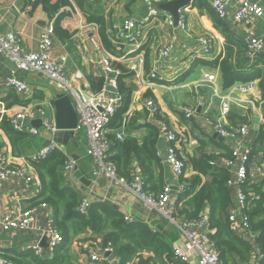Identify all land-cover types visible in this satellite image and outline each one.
<instances>
[{
  "label": "crops",
  "instance_id": "obj_1",
  "mask_svg": "<svg viewBox=\"0 0 264 264\" xmlns=\"http://www.w3.org/2000/svg\"><path fill=\"white\" fill-rule=\"evenodd\" d=\"M98 2L104 8L101 16L109 22L107 28L112 24H119L122 20L129 18L140 21L145 15V7L142 0H110L107 5H105L103 0H82V8L73 3L72 9L67 8L66 10V12H69V16L60 21V26L70 32L75 31L76 33L70 40H60L55 37L52 46L54 55L60 52L68 54L65 74L74 84L79 85L85 92L90 93L92 90L88 82L89 77L104 76V86L114 83L116 79L107 78V76L114 73H108L106 76L103 73V67L99 63L103 59H107L112 63L113 70H116L113 64H119L131 72L133 76L125 80L128 86H133L132 100L127 110L131 112V117L127 118L128 123L126 125L121 121V125L116 131L107 128L106 134L115 135L116 133H120L123 136L120 141H123L126 137H131L140 142L146 134L144 126L151 123L155 115L164 116L162 123L157 121L161 125V143L158 152L165 153L169 146V142L166 139L168 132L165 126L166 120L169 130L180 134V139L177 138L176 140L175 148H177L182 161L186 163L189 159L198 157L204 153L212 155L213 159L210 162L212 166H223L232 173L227 184L233 191L235 207L230 212L234 211L235 221L238 223V234L244 236L243 209L238 207L237 199V191L240 187L237 182V173L233 171V168L236 169L239 163L235 162L234 167L227 168L225 164L226 157L224 155L227 153L226 148H228V152H231L234 147H238L241 153L248 151L247 162L251 154L247 173L249 182L251 184L264 183V151H258L259 153L256 155H252L251 153L258 131L264 124L262 114L264 97H262L258 86L259 79L249 82L254 88L249 94L250 98L254 100L252 106L234 105L230 113L223 120V125L227 129H235L246 125L247 131L244 135H235L234 137L223 138V140L219 141L217 138H213V135L216 133L206 124L201 113L186 119L181 111L183 106H194L203 99L206 103H211L209 107L203 104L204 108L210 109V118L217 116L219 99L213 95L211 85L205 82L201 83L204 74L215 76V89L219 95L227 91L222 90L219 68L209 64L223 57L225 45L223 35L214 25V18L216 20L218 18L211 8V0H193L189 6L183 7L187 8L183 30L167 27L162 18L167 14L170 15V13L160 10L158 8L160 4L157 5V9L165 14L161 15L159 20H154V23L147 27H138L140 29H138L139 32L142 33V37L140 38L142 42L138 45L127 44L125 42L116 45L111 38H108L114 47L112 51L103 47L97 34L91 30L87 34L86 31L82 30L88 23L86 22V17L91 14L96 15L94 6ZM59 12L63 11L60 9ZM50 21L51 18L42 12L39 7L32 10L27 4V0H0V35L12 32L19 36L23 53L36 52L38 50L40 34L43 32L44 27L50 24ZM72 22L76 25L72 26ZM247 26L244 23L230 25L231 39L242 43L244 28ZM252 28L256 35H264V16L253 20ZM200 36H209L211 38L212 53L210 55H204L197 47H194L195 40ZM167 44H173L169 57L165 59L159 58L156 55V50ZM144 56H146L145 61ZM139 57H141V63L138 62ZM118 58H121L122 61H119ZM257 58L254 60H257ZM260 58L258 66L264 70V61L262 56ZM133 65H136V70L130 69ZM150 73L155 74L157 80H150L148 78ZM12 76L18 81H24L28 84L31 90L29 95H19L6 86L7 80ZM200 84L202 85L197 87ZM146 92L151 94L150 99L157 108V113L155 114H152L148 108L143 106V100H145L143 99V95ZM57 94L41 74L34 72L24 73L16 70L9 57L0 51V116L6 115L12 117L16 113L33 106L44 110L40 112L37 109L34 111L33 116L28 115L18 121L22 126L21 132L30 136L28 140L19 144L21 156L13 157L10 154L9 142L1 129L0 144L6 151L10 164L21 168L28 174H32L39 183L40 180L32 167L34 161H31V157L41 148L55 141V134L53 135L52 132L46 129L44 122L46 121L49 124L54 122L55 108L53 101ZM237 98L244 100L246 96L238 93ZM237 116L242 118L240 122ZM30 129L36 130L37 134H29L28 130ZM213 140L220 146L213 142ZM57 146L60 151L66 154L67 158L75 161L72 157H77L75 164L78 170L85 178L91 181L88 187L84 186L74 177V172L70 178L63 180V184L73 188L81 196V199L86 198L92 203L95 200L99 201L103 198L105 202L110 203L123 216L130 214L133 216V219L147 220L154 231L162 225L160 223L157 225L155 221L165 219L167 222L162 230L165 235L170 237L172 245L181 244L184 241L177 226L186 225H188L190 231L201 235L205 238L206 242L209 241L207 237L209 232L207 226L209 207L206 206L196 220L175 221L174 224L157 213H147L143 210L139 203L132 198V193L129 189L120 188L119 186L115 189V184L108 182L104 178L99 177L94 179L91 173L92 160L86 154V139L83 133L74 134L66 144L58 143ZM158 157L163 169L161 175L164 176V185L169 186L171 189L169 194L170 201L164 206L167 215L171 217L177 194L182 188L179 175L172 171L166 160H163L165 156ZM133 166L134 168H132L130 173L131 178L135 175L141 176L139 168L135 167V164ZM187 168L190 176L193 174L192 170L190 167ZM208 179L211 178L209 176L205 177V180ZM126 182L129 183L128 181ZM174 188H177V191H174ZM39 192L40 187H27L23 180L17 176H11L3 181L0 180V223L6 209L12 208L16 211H21L36 208L37 228L41 230L52 227L50 209L43 204H32V200L36 198ZM135 206H137L138 210L134 209ZM169 223L173 225L176 230L175 232L167 230V227L170 225ZM38 234L37 230H3L0 225V253L13 257L27 250L32 251V241L35 237L39 238ZM245 239L249 240L254 246L255 235L246 236ZM40 247L41 256L36 257L39 259H50L52 249L43 243L40 244ZM143 255L144 257L147 256ZM91 256H96L98 260L93 262ZM69 258L70 261L67 264H120L117 256H114L112 253L110 255L104 253L100 237H96L95 241L92 242L84 234L71 240L69 244ZM261 259L262 254L255 248L248 261L238 262V264H260ZM132 264L139 263L137 260H134Z\"/></svg>",
  "mask_w": 264,
  "mask_h": 264
},
{
  "label": "trees",
  "instance_id": "obj_2",
  "mask_svg": "<svg viewBox=\"0 0 264 264\" xmlns=\"http://www.w3.org/2000/svg\"><path fill=\"white\" fill-rule=\"evenodd\" d=\"M73 3L82 8V0H27V4L32 10L39 7L42 12L54 20L53 32L55 37L60 40H70L76 33L60 26V21L69 16V12H59L60 9H72ZM86 22L95 23L98 26L97 34L100 43L105 49L114 50L107 35L109 22L103 16L95 14L86 17ZM214 25L225 39L224 54L222 58L209 64L219 68L222 90L225 91L234 85L246 84L259 79L258 86L262 97H264V70L258 66L259 58L262 56L264 61V55L259 56L257 60L250 61L245 57L243 44L231 39L230 25L225 21L216 20V18H214ZM145 60L146 56H144ZM113 67L119 72L114 82L117 96L120 98V105L110 118L107 128L116 131L132 100L133 86H128L125 80L133 75L119 64H113ZM88 82L92 92H99L103 89L105 78L104 76H91L88 78ZM150 96L151 94L146 92L143 99L150 98ZM262 114L264 119V103L262 104ZM163 119L164 116L155 115L152 122L144 126L146 134L140 142L131 137L118 141L115 139V135L106 134L110 142L106 159L115 165L119 179L130 182L132 180L130 173L135 164L143 178L144 190L151 192L162 190L164 186V176L161 175L163 169L160 158L157 156L161 143V125L157 121L162 123ZM237 119L240 122L242 118L237 116ZM10 120L9 116H0V129L9 142L10 154L13 157L21 156L19 144L28 140L30 136L14 130ZM165 124L166 129L172 131L169 130L166 120ZM175 137L180 139V134L175 132ZM215 143L219 145L217 142ZM263 143L264 124L253 143L252 155L258 154V151H264ZM226 149L227 153L224 156L226 160H230L232 153L228 152V148ZM175 151L178 154L177 148ZM250 158L251 154L248 164ZM212 159V155L202 153L198 157L189 159L186 163L181 160L182 163H185H183V173L179 175L182 189L177 194L171 217L176 222L193 221L198 219L206 206L209 207L207 237L218 254L220 264L246 262L252 256L255 248L262 254L260 264H264V183L251 184L247 174L245 182L240 185V191L247 198L242 211L248 227L244 226V236L239 235L238 223L229 220L230 210L235 207L233 191L227 184L232 173L223 166H212V163L210 164ZM67 161V156L55 151L46 159L32 163L40 180V192L32 200V204H43L50 209L53 228L60 232L63 242L52 249L51 258L48 260L37 258L30 250L13 257L4 254L3 258L14 264H67L70 261L69 244L71 240L84 234L92 242L96 237H100L101 246L104 249L110 247L111 253L119 258L120 264H132L134 260H137L139 264H189L175 258L170 237L165 235L162 230L167 222L165 219L155 221L157 225L159 223L162 225L154 231L149 224H145L137 218H134L132 223L126 222L123 214L110 203L101 200L93 201L86 215H81L78 212L82 201L81 196L73 188L63 184L65 178L62 176V170ZM187 167L192 170L193 174L190 176ZM207 176L211 179L205 180ZM167 230L176 231L171 224ZM250 235H255V247L245 239ZM143 254L147 256L144 257Z\"/></svg>",
  "mask_w": 264,
  "mask_h": 264
},
{
  "label": "built area",
  "instance_id": "obj_3",
  "mask_svg": "<svg viewBox=\"0 0 264 264\" xmlns=\"http://www.w3.org/2000/svg\"><path fill=\"white\" fill-rule=\"evenodd\" d=\"M107 5L110 0H103ZM170 0H142L145 7V15L140 21L134 19H125L119 24H112L107 28V35L112 41L119 45L123 42L132 45H138L142 42L140 39L142 33L139 32L138 27H147L154 23V20H159L161 15L165 14L157 9V5L166 3ZM211 8L216 17L225 21L230 25H236L238 23H244L248 25L244 28V37L242 44L245 47V57L250 61H253L257 57L264 54V35H256L252 28V21L264 16V0H211ZM66 11L67 8L61 9ZM187 8H183L178 12V19L176 24L173 17L167 14L163 19V22L170 29L183 30L185 27V13ZM53 19L50 24L44 27L43 32L39 37L38 50L36 52L23 53L21 48V40L19 36L12 32H8L5 35H0V51L4 52L9 59L13 62L16 70L22 72H34L41 74L53 89L58 94H64L71 99L74 110L77 114V125L74 130V134L83 133L86 139L87 156L92 160V177L104 178L108 182L119 186L120 188L129 189L132 193V198L136 200L141 208L147 213H157L163 218H167L170 222L175 224V220L167 215L164 206L170 201L171 189L169 186L164 185L160 192H151L143 189V180L140 175L133 176L132 180L127 183L123 179H119L116 174L115 165L106 159V154L110 148V142L106 136L107 125L110 118L114 115L115 111L120 105V98L117 94L110 93L105 90L106 85L99 92H85L79 85L74 84L70 78L65 74V65L68 59L66 52H60L57 55L53 54V39L55 38L53 32ZM139 29V30H138ZM88 34L91 30L95 34L98 32V26L95 23H87L82 29ZM98 35V34H97ZM194 47H197L204 55H210L212 53V40L209 36H200L195 40ZM173 49V44H167L156 50V55L159 58H168ZM122 61L121 58H118ZM138 62L141 63V57ZM103 67L105 76L108 73H114L116 76L119 74L117 70L112 69V63L109 60L103 59L99 62ZM131 70H136V65L130 67ZM204 82L211 85L213 95L219 99L218 114L215 118H210V109L204 108L203 104L207 107L211 106V103H206L203 99L197 102L194 106H183L181 111L184 118L189 119L199 113L202 114L206 124L220 137H234L235 135L246 134V125H242L235 129H227L223 125V120L230 113L232 106H252L254 100L250 98V93L253 91V85L250 83L238 84L229 88L224 94L219 95L215 89V76L212 74H204ZM150 80H155L156 76L153 73L148 75ZM157 80V79H156ZM7 87L15 91V93L23 96L30 94V88L24 81H18L15 77H10L7 80ZM202 84L198 85L200 87ZM112 85L116 88L115 82ZM242 93L246 96V99L240 100L237 98V94ZM143 106L155 114L157 108L150 98L143 100ZM44 111L40 107L33 106L26 108L21 112L13 115L10 120L11 126L14 130L21 132L22 126L19 124V120L24 117L34 115V111ZM42 110V111H41ZM131 117V112H127L124 115L122 123L126 125L128 123L127 118ZM54 121V120H53ZM47 130L57 135L59 130L56 128L55 122H44ZM31 135H36L37 131L34 129L28 130ZM123 136L120 133L115 134V139L120 141ZM166 139L169 142V146L165 153L157 152V156H165L166 161L170 165L172 171L181 175L183 173L184 165L175 151V145L177 138L175 132L168 131ZM57 142H51L50 144L41 148L35 155L31 157V161L37 162L46 159L50 154L55 151H59ZM232 159L225 161L227 168L234 167V163L238 162L236 167L237 182L240 187L245 182L246 175L248 173V151L241 153L238 147H234L231 150ZM75 161L68 158L65 163L62 175L64 178H70L75 171ZM11 176H17L23 180L27 187H40L38 180L34 178L32 174H28L17 166H13L8 161L7 153L0 144V180H7ZM182 188V187H181ZM238 207L243 209L246 205L247 198L242 194L240 189L237 191ZM101 201H105L103 198ZM91 202L83 198L78 212L81 215H86ZM4 216L1 220V228L3 230H23L39 232V238L36 237L32 241L31 250L35 256H41L40 242L43 238H46V243L50 249L57 247L63 242V237L56 229L52 227L46 229H38L36 226V208L25 209L16 211L12 208L4 210ZM124 220L128 223L133 222V216L125 214ZM229 220L235 221L234 211L229 214ZM244 226L246 224V218L243 216ZM148 224L147 220L143 221ZM180 235L183 236L184 241L181 244L172 245V251L175 258L184 260L189 264H220L218 254L214 250L212 244L201 235L192 232L186 226H177ZM111 248L104 249V253L110 255ZM93 262L97 261L96 256H91ZM0 264H14L11 261L2 257L0 253Z\"/></svg>",
  "mask_w": 264,
  "mask_h": 264
},
{
  "label": "water",
  "instance_id": "obj_4",
  "mask_svg": "<svg viewBox=\"0 0 264 264\" xmlns=\"http://www.w3.org/2000/svg\"><path fill=\"white\" fill-rule=\"evenodd\" d=\"M193 0H173L167 3H163L159 5V9L162 11H166L170 13L173 17L174 23L176 24L178 19V12L186 6H189ZM107 78L115 79V74H110ZM105 90L116 94V88L112 85H106ZM53 106L55 108V125L59 130V133L55 135V142L66 144L68 140H70L74 134V130L77 125V114L72 105L71 99L69 96L64 94H57L53 101ZM84 135V134H83ZM213 138H217V140H223V138L219 137L217 134L213 135ZM75 161H77V157H72ZM165 161L166 158H163ZM233 171L236 172V169L233 168ZM74 177L84 186L88 187L91 181L84 177V175L78 170L77 166L75 167ZM174 191H177V188H174ZM135 210H138L137 206L134 207ZM44 244L47 246L46 238H43L40 244Z\"/></svg>",
  "mask_w": 264,
  "mask_h": 264
},
{
  "label": "rangeland",
  "instance_id": "obj_5",
  "mask_svg": "<svg viewBox=\"0 0 264 264\" xmlns=\"http://www.w3.org/2000/svg\"><path fill=\"white\" fill-rule=\"evenodd\" d=\"M95 9H96V15H98V16H101L102 15V13H103V10H104V8L102 7V5H100V2H98L95 6ZM72 20H74V19H72ZM123 21V20H122ZM121 21V22H122ZM76 24L74 23V22H72V26H75ZM71 147H72V145H70ZM116 187H117V185H114V188L116 189Z\"/></svg>",
  "mask_w": 264,
  "mask_h": 264
},
{
  "label": "clouds",
  "instance_id": "obj_6",
  "mask_svg": "<svg viewBox=\"0 0 264 264\" xmlns=\"http://www.w3.org/2000/svg\"><path fill=\"white\" fill-rule=\"evenodd\" d=\"M116 91H117V90H116ZM116 94H117V92H116ZM147 99H148V98H147ZM127 112H128V111H127ZM127 112H126V113H127ZM126 113H125V114H126ZM125 114H124V115H125ZM124 119H125V118H124V116H123V120H124ZM73 135H74V134H73Z\"/></svg>",
  "mask_w": 264,
  "mask_h": 264
}]
</instances>
